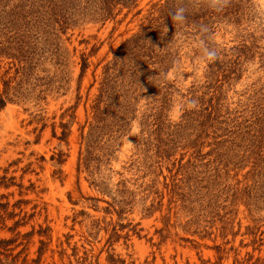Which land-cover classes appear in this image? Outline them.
I'll list each match as a JSON object with an SVG mask.
<instances>
[{
    "label": "rangeland",
    "instance_id": "1",
    "mask_svg": "<svg viewBox=\"0 0 264 264\" xmlns=\"http://www.w3.org/2000/svg\"><path fill=\"white\" fill-rule=\"evenodd\" d=\"M81 1L64 28L44 13L29 94L0 111V240H11L10 260L264 264V0H192L207 23L166 21L129 50L165 0H139L105 22ZM121 49L120 107L92 177L79 165L81 133Z\"/></svg>",
    "mask_w": 264,
    "mask_h": 264
},
{
    "label": "trees",
    "instance_id": "2",
    "mask_svg": "<svg viewBox=\"0 0 264 264\" xmlns=\"http://www.w3.org/2000/svg\"><path fill=\"white\" fill-rule=\"evenodd\" d=\"M13 1L15 0H0V63L6 60L4 71L0 77V111L6 107L9 101L21 100L29 94L28 89L34 78V71L38 68L42 59V49L39 47L37 38L41 24L45 26V29L48 26L45 22L50 21L61 26L62 24L69 25L67 21L70 17L76 18L78 16L74 7L78 8L77 4L80 3V0H17L20 5L11 7L10 4ZM81 2H85L86 5L90 6L89 8H83L84 12H88V9L94 10L92 13L105 22L109 19H115L124 9L131 11L136 8L139 0H83ZM91 5L96 6L95 9ZM198 5H194L192 0H165L164 4L161 2L153 4L147 17L146 26H143L141 32L124 44L126 50L132 49L138 41H143V37L163 32L162 28L166 21L173 23L177 20V24H180L179 20L183 19H189L190 22L203 20L204 14L201 13V16H198V11H202L203 6L197 8ZM36 9L42 10V12L36 11ZM83 11H81V15ZM44 13L48 16L45 18V22H43ZM194 15H196V18ZM192 16L193 18H191ZM212 16H215V14H212ZM207 22L203 20V23ZM123 51V49L119 50L115 61L105 67L100 95L93 101L94 104L92 105L93 122L90 124L87 134L84 131L81 133L82 143L85 144V156L84 164L81 163L82 158H80L79 165L87 166L88 173L92 177L98 167H95L94 170L89 168H93L94 164L100 166V158L96 157L94 152L99 147L101 148L100 143L103 135H105L104 131L107 128L112 131L111 129L114 128L110 120L118 114H112L110 110L114 108L113 106L120 107V102L116 97L117 85L113 71L119 61L118 59L124 53ZM87 68V59L83 58L81 75H84ZM63 127L62 138L66 140L67 128L66 125H63ZM80 155L82 156V153ZM10 243L11 240H0V264H17L18 262L20 254L10 260L11 254L6 253L9 250Z\"/></svg>",
    "mask_w": 264,
    "mask_h": 264
}]
</instances>
